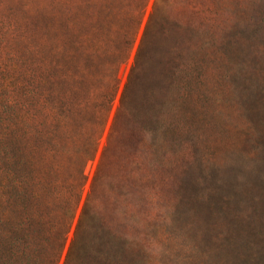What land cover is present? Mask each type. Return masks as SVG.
Masks as SVG:
<instances>
[{
  "label": "trees",
  "instance_id": "obj_1",
  "mask_svg": "<svg viewBox=\"0 0 264 264\" xmlns=\"http://www.w3.org/2000/svg\"><path fill=\"white\" fill-rule=\"evenodd\" d=\"M148 2L57 0L56 20L45 12L40 58L29 46L26 60L24 139L14 93L8 158L0 144V264H149L158 185L177 168L145 102L159 66L178 105L187 78L173 0H152L143 21Z\"/></svg>",
  "mask_w": 264,
  "mask_h": 264
},
{
  "label": "rangeland",
  "instance_id": "obj_2",
  "mask_svg": "<svg viewBox=\"0 0 264 264\" xmlns=\"http://www.w3.org/2000/svg\"><path fill=\"white\" fill-rule=\"evenodd\" d=\"M46 11L56 20L57 0H0V144L6 158L15 138L9 116L14 93L17 138L24 139L26 60L29 46L40 58ZM173 14L183 26L174 38L183 42L187 80L178 105L159 66L154 96L145 102L148 113L156 110L149 122L160 123L157 138L165 139L166 156L177 168L172 183L158 185L149 264H264V0H173ZM132 59L133 53L120 68V91ZM117 104L118 96L110 119ZM99 150L86 168L89 180Z\"/></svg>",
  "mask_w": 264,
  "mask_h": 264
}]
</instances>
